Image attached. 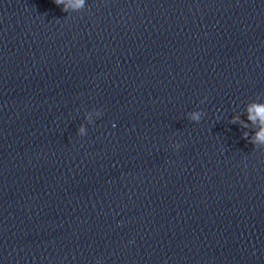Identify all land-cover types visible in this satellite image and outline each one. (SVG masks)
<instances>
[{"label": "clouds", "instance_id": "9594fccd", "mask_svg": "<svg viewBox=\"0 0 264 264\" xmlns=\"http://www.w3.org/2000/svg\"><path fill=\"white\" fill-rule=\"evenodd\" d=\"M54 3L58 6H62L61 10L63 12L70 13V9L78 12L82 11L85 8L86 0H54ZM206 100L207 97L201 100L200 103H204ZM102 114V111L99 109H93L85 113L84 119L88 124H93V115L98 118L102 116ZM204 115H206V113L202 110H195L189 112L187 117L190 121L199 123ZM242 115L246 116L247 122L241 119ZM229 123L238 124L242 129H246V131L242 132V139L251 143L254 149L264 148V102H257L254 100L245 105L244 113L233 114ZM77 134L81 137L87 134L84 124L78 127ZM172 147L174 150H178L181 144L173 143ZM97 264H100V262L97 261Z\"/></svg>", "mask_w": 264, "mask_h": 264}]
</instances>
